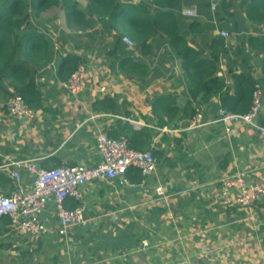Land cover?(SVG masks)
<instances>
[{
	"label": "crops",
	"instance_id": "0c3cea01",
	"mask_svg": "<svg viewBox=\"0 0 264 264\" xmlns=\"http://www.w3.org/2000/svg\"><path fill=\"white\" fill-rule=\"evenodd\" d=\"M80 5L85 10L88 1L80 0ZM40 15L33 21L52 37L58 57L82 59L85 90L73 98L61 87L56 77L61 58L40 72L44 104L35 109L36 118L31 122L6 118L0 123V194L9 196L16 190L2 170L8 160H35L45 169L95 166L100 162L101 134L130 139L144 131L137 146L157 153L158 167L138 188L101 181L88 185L87 224L70 229L66 237L33 238L13 231L8 220L1 221L0 264H264V202L247 210L225 207L219 196L220 181L237 173L264 186V135L243 123L233 124L232 134L226 135L217 122L221 96L209 102L193 100L180 59L164 63L163 51L146 57L127 47L115 51L113 36L104 35L100 24L91 30H69L62 23L61 10L50 8ZM199 20L203 25L209 22L202 15ZM231 22L213 18L208 40L218 30L229 31ZM250 37L264 38V24L246 23L244 30L230 34V49L220 60L219 75L232 97L235 75L243 74L259 86L263 109L257 124L264 127V61L249 46ZM208 44H204L206 52ZM125 58L144 62L150 72L142 76L129 67L121 69ZM169 109L175 117L166 126ZM197 109L204 127L189 131L191 119L186 116ZM21 176V186L31 191L32 177L24 171ZM158 186L164 187L165 198L156 195ZM41 218L57 223L53 205Z\"/></svg>",
	"mask_w": 264,
	"mask_h": 264
},
{
	"label": "trees",
	"instance_id": "16d2710c",
	"mask_svg": "<svg viewBox=\"0 0 264 264\" xmlns=\"http://www.w3.org/2000/svg\"><path fill=\"white\" fill-rule=\"evenodd\" d=\"M87 1L83 10L80 0H0V105L5 106L19 95L35 110L44 104L38 84L44 74L41 71L61 58L56 77L60 82H66L81 65L82 59L76 55L58 57L59 50L52 37H47L34 22L41 16V11L55 8L63 12L69 30H91L100 24L104 35L113 36L115 51L126 47L122 38L128 37L135 43L139 55L155 56L163 51L160 59L164 63L180 59L193 100L209 102L219 94L223 109L236 114L248 112L254 85L243 74L235 75V97L229 95L231 88L219 75V63L228 56L230 43L219 35L208 40L207 34L213 28L209 23L213 18L220 22L231 19L232 26L227 30L230 34L244 30L246 23L251 26L264 24V0ZM213 4L217 6L215 12L212 11ZM194 5L198 6V18L184 17L182 11ZM242 13L245 16H241ZM201 15L208 19V24L200 22ZM205 43H209L208 52L204 49ZM248 44L264 61V38L250 37ZM120 65L121 69L129 67L135 75L150 72L144 62H134L131 58L123 59ZM228 72L233 74L232 69ZM241 84L245 87L239 89ZM239 104L241 110H237ZM169 112L170 109L166 126L172 124L171 117H175ZM195 113L193 110L186 117L191 119ZM154 115L159 116L157 112ZM144 135L142 131L130 137V147L144 151L142 146H137ZM153 154L156 157L157 153ZM130 179L137 183L142 181L139 175L130 176ZM74 207L76 205L70 206Z\"/></svg>",
	"mask_w": 264,
	"mask_h": 264
},
{
	"label": "built area",
	"instance_id": "2783aa9c",
	"mask_svg": "<svg viewBox=\"0 0 264 264\" xmlns=\"http://www.w3.org/2000/svg\"><path fill=\"white\" fill-rule=\"evenodd\" d=\"M216 4L212 11H216ZM188 19L198 18V7L182 11ZM218 35L227 42L230 33L218 30ZM123 44L135 51V43L128 37L122 38ZM86 67L81 64L78 70L61 87L73 98H77L85 90ZM263 109L261 90L255 86L252 101L246 114L230 113L220 108L217 122L221 124L226 135L232 134V125L243 123L264 135V127L257 124ZM6 118L33 121L36 111L28 107L23 97L16 95L5 106L0 107V123ZM204 127V117L197 109L188 125L189 131ZM172 132V129L162 130ZM97 152L100 162L95 166L63 165L53 169L41 167L35 160H8L2 170L14 183L16 190L9 196L0 194V222L8 220L11 229L19 234L38 238L56 234L66 237L70 229L85 226V188L97 181L116 184L119 187L138 188L145 184L146 179L156 173L158 163L152 150L139 151L130 147L129 138L122 136L112 138L101 134L97 139ZM28 173L33 179L31 191L21 186V173ZM141 176L140 183L133 182L131 175ZM158 197L165 198V189L158 186L155 190ZM220 200L225 207H241L250 210L255 204L264 202V186L248 182L246 174L229 175L219 183ZM75 203L76 207L70 208ZM53 205L56 224L51 225L42 220L41 215ZM180 264H204L184 261ZM227 264V263H220Z\"/></svg>",
	"mask_w": 264,
	"mask_h": 264
},
{
	"label": "rangeland",
	"instance_id": "374dc122",
	"mask_svg": "<svg viewBox=\"0 0 264 264\" xmlns=\"http://www.w3.org/2000/svg\"><path fill=\"white\" fill-rule=\"evenodd\" d=\"M124 1H134V0H124ZM197 5H194V6H192V8L193 7H196ZM198 7V6H197ZM64 22H65V18H62V23L64 24ZM65 25V24H64ZM66 27V26H65ZM54 37V36H53Z\"/></svg>",
	"mask_w": 264,
	"mask_h": 264
}]
</instances>
